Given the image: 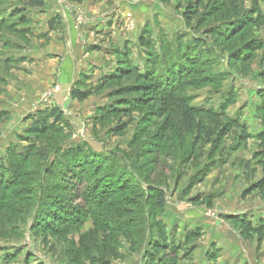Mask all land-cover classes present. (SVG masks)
<instances>
[{"label":"rangeland","instance_id":"rangeland-1","mask_svg":"<svg viewBox=\"0 0 264 264\" xmlns=\"http://www.w3.org/2000/svg\"><path fill=\"white\" fill-rule=\"evenodd\" d=\"M43 2L0 0V164L22 174L0 184V264H264V0ZM181 37L212 53L190 48L182 83L160 101L130 93L146 66L154 77L175 64L165 57ZM240 47L246 59L229 61ZM124 48L137 67L108 80ZM157 55L163 65L144 63ZM72 90L89 96L78 102ZM50 108L64 117L63 148L89 152L82 186L45 173L53 151L37 155L47 134L34 135L31 118ZM97 168L117 211L84 205ZM147 184L161 188L162 208L154 193L138 197Z\"/></svg>","mask_w":264,"mask_h":264},{"label":"trees","instance_id":"trees-1","mask_svg":"<svg viewBox=\"0 0 264 264\" xmlns=\"http://www.w3.org/2000/svg\"><path fill=\"white\" fill-rule=\"evenodd\" d=\"M19 1L23 3L25 8L42 9L44 7L43 0H19ZM160 1L166 2L168 0H160ZM24 13L25 12L23 9L14 8V10L10 12L9 16L11 19H18L17 20L18 23H22L24 22V16H23ZM2 20H3V16L2 17L0 16V22L1 24L2 23L4 24ZM54 23L57 24L58 21L55 20ZM215 33L216 31H213L212 29H210L206 33V35H216ZM192 38L193 39L191 40H188V39L185 40L182 37L179 38L180 42H179V45L175 47L176 48L175 51L174 52L172 51L171 55L168 54L171 57L170 58L168 56L165 57L166 59H169L168 61L170 62L174 61L175 64H171V63L168 64L167 66L168 68H166V66H163L165 70L163 68V71L161 72L160 76H157L158 71L152 70V72H156L154 77L156 76L157 77L155 79H153L154 78L153 76L148 75L149 68L146 66V70L142 72L141 75H139V77H136L138 83L140 84H137L135 88L133 90H129V92L132 93V91H134V93L138 94L140 92L147 91L148 94L153 93L154 95H156V101H160L162 98L165 97L166 94L170 96L168 91L173 87L174 89L177 90V86L175 87V85L178 83H182V75L181 74L178 75L179 67H185V66L187 67L191 65L189 63L190 59L188 55L190 48H193V49L195 48V50L191 52L192 56H195L197 55V53H200L199 51H201L202 53H206V54L212 53V50L210 48H206V43L204 39L196 38V37H192ZM166 44L163 43V46ZM251 44L252 42H248V44H246L244 47H247V45H251ZM138 45L143 52L147 53L150 48L149 38L147 39L145 37H141ZM167 45H169V43ZM116 53L122 57V61H124V65H123L124 67L118 68L119 70L114 72V73L117 72V74H114L108 79L111 81H115L118 77H120L122 74L121 72L134 69L133 67L135 68L137 67L136 64L133 63V60H130L132 58V54L128 48H124L121 51H117ZM240 53H241V47L238 48L236 51L231 52L228 57L229 61L234 62L236 60V56L240 61H244L247 55L239 56ZM165 58H163L162 55H157L155 56L154 60L149 61L150 58H146L147 60L144 63L146 65H149V63H151L152 66L155 67L158 65H163L164 60H166ZM204 62H206L205 59L203 60V63ZM128 66L130 68L128 70H125V68ZM189 69H192V68H189ZM157 78H159V81ZM152 79L155 81L151 82ZM204 79L210 80V78H203V80ZM173 93H175V90H173ZM88 96H89L88 93H82L80 90H72L71 92V97L77 100L78 102L85 101L88 98ZM60 124L61 125L64 124V117H63L62 112L58 110L57 108L47 109L43 112L36 114L35 117L31 118V127L33 129V134L38 137L47 134V136L45 137V140H43V142L44 141L47 142V146L43 147L41 151L37 152V155L45 159L44 156H46L49 153V151L51 152L53 151L52 153L54 154V156L55 157L57 156V161L55 159L52 160L48 166L50 168L45 167V170H44L45 173H48L47 174L48 176L53 177L55 179L60 178V177H67V178L69 177L71 180L75 181V183L81 182L80 185L82 186L85 184L84 180H82L83 176L85 175V171H89L93 167L91 164L88 163V160H87V157L89 156V152L87 151V149H84L81 146L64 149L63 148L64 144L62 141L63 137L60 134L59 128L57 129V127L55 126V125H60ZM53 134L58 135L59 138L57 139L53 137L52 136ZM28 139H31V138L29 137ZM35 142L36 141H33L32 146L35 145ZM41 145L42 143L40 144V146ZM32 150L33 149H30V151ZM28 151H25V152H28ZM23 153L20 152L17 154L15 153L13 154L16 157L19 156L21 158ZM26 159L27 158H24L21 160L22 163H24L22 165L27 164L28 160ZM56 166L60 170H58V172L55 173V171H57ZM20 167L18 166L17 168H15V165L10 160L6 161L5 166L4 164H0V184L3 183V185H5L9 183L11 179H15V180L20 179L22 177ZM96 171L98 174L100 172V168H97ZM107 175H108V171L101 170V175L99 173L100 177L97 176L99 178H96L94 185L92 186L93 192L90 190H87V191L82 190L84 192H81V194L82 195L84 194V196L81 195V198L85 200L84 205H87L90 208L91 206H94V204L96 203L98 207L105 206L107 208L109 207V209H115V211H117L116 204L111 203L109 201L108 196H105L107 193L110 192L109 188L111 186L110 183H106V180H104V178ZM84 179H86L87 182L91 181L88 177L87 178L85 177ZM53 189L56 190L57 188H53ZM107 190H109V192H107ZM153 193L156 194V196L153 198V200H151L152 203L157 205V208H162L164 205V200H163L164 196H163L161 188L158 186H155L153 184H147L146 187H144V192H140L138 194V197L142 199V198H145V196L148 197L150 195H153ZM53 196L54 195H52V197ZM87 197H90V198L88 199ZM76 199H79V198H76ZM97 213L99 214V212ZM243 228H244V231L247 233H252V232L259 233L260 232L259 229L253 228L250 224H245ZM159 249L163 250L165 253L172 251V248L170 249L166 245L163 248L160 247ZM154 264H159V263H154Z\"/></svg>","mask_w":264,"mask_h":264}]
</instances>
